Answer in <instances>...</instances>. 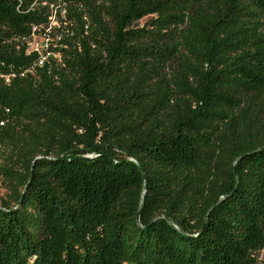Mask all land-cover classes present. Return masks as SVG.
Masks as SVG:
<instances>
[{
  "label": "trees",
  "instance_id": "1",
  "mask_svg": "<svg viewBox=\"0 0 264 264\" xmlns=\"http://www.w3.org/2000/svg\"><path fill=\"white\" fill-rule=\"evenodd\" d=\"M0 134V264H264V0H0Z\"/></svg>",
  "mask_w": 264,
  "mask_h": 264
},
{
  "label": "rangeland",
  "instance_id": "2",
  "mask_svg": "<svg viewBox=\"0 0 264 264\" xmlns=\"http://www.w3.org/2000/svg\"><path fill=\"white\" fill-rule=\"evenodd\" d=\"M148 18L141 20L138 25L142 26ZM54 44V41L50 38H46L44 35H33L29 45V51L37 49L40 53H45L48 51V45L50 43ZM12 127V126H11ZM14 128V127H12ZM3 136V134H0ZM10 156V144L6 142H0V170L3 169L7 164L8 157ZM9 181L0 177V201L3 200L5 202H9ZM260 259L264 260V252L260 254Z\"/></svg>",
  "mask_w": 264,
  "mask_h": 264
},
{
  "label": "built area",
  "instance_id": "3",
  "mask_svg": "<svg viewBox=\"0 0 264 264\" xmlns=\"http://www.w3.org/2000/svg\"><path fill=\"white\" fill-rule=\"evenodd\" d=\"M35 51H38L37 49H35ZM39 52V51H38ZM40 53V52H39ZM45 58L44 57H41L40 59H39V64H42V62H43V60H44Z\"/></svg>",
  "mask_w": 264,
  "mask_h": 264
}]
</instances>
